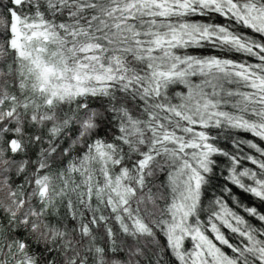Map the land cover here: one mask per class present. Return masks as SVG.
I'll use <instances>...</instances> for the list:
<instances>
[{
    "label": "snow or ice",
    "instance_id": "1",
    "mask_svg": "<svg viewBox=\"0 0 264 264\" xmlns=\"http://www.w3.org/2000/svg\"><path fill=\"white\" fill-rule=\"evenodd\" d=\"M0 264H264V0H0Z\"/></svg>",
    "mask_w": 264,
    "mask_h": 264
}]
</instances>
